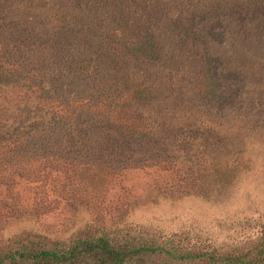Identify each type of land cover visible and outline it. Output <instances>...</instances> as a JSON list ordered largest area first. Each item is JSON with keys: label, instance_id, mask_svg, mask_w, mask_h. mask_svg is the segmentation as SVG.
<instances>
[{"label": "rangeland", "instance_id": "rangeland-1", "mask_svg": "<svg viewBox=\"0 0 264 264\" xmlns=\"http://www.w3.org/2000/svg\"><path fill=\"white\" fill-rule=\"evenodd\" d=\"M65 1L0 0V249L258 239L264 0Z\"/></svg>", "mask_w": 264, "mask_h": 264}, {"label": "trees", "instance_id": "trees-1", "mask_svg": "<svg viewBox=\"0 0 264 264\" xmlns=\"http://www.w3.org/2000/svg\"><path fill=\"white\" fill-rule=\"evenodd\" d=\"M65 2L67 6L64 7V11L67 13H70V9H76L75 5H79L70 0ZM114 9L116 10V6ZM84 15L90 22L89 17L93 16L92 11L90 10ZM52 35V37H56V35ZM45 37L49 38V35ZM52 37L51 40L56 41ZM36 38L41 40L42 37ZM122 45L124 46V42ZM117 49L113 51L117 52ZM0 52L6 56L12 51L7 44H0ZM117 57L122 56L118 54ZM26 60L31 65L35 62L34 60L30 61L29 58ZM5 63L11 66L9 69L11 75L25 71V68L16 61L9 63L5 60ZM90 68L91 71H94L91 66ZM87 72L89 73V71ZM94 73L97 74L96 71ZM34 235L27 238L22 237L12 242L13 244L9 243L0 249V264H147V260L152 263V257H162L179 264H264V233L254 242L229 251H220L214 247L199 248V250L194 251V247L183 250L179 246L173 248L144 245L129 246L128 244L116 243L107 235L95 236L89 233L69 238L67 241H50L44 235L38 233ZM35 237L39 240L34 239Z\"/></svg>", "mask_w": 264, "mask_h": 264}]
</instances>
